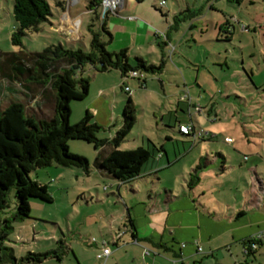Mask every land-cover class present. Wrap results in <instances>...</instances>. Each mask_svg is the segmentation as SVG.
Listing matches in <instances>:
<instances>
[{
	"label": "rangeland",
	"instance_id": "rangeland-1",
	"mask_svg": "<svg viewBox=\"0 0 264 264\" xmlns=\"http://www.w3.org/2000/svg\"><path fill=\"white\" fill-rule=\"evenodd\" d=\"M46 1L52 13L49 23H42L38 32L27 31L21 39L22 47H18L10 42L15 30L12 0H0V53L19 50L40 52L58 43L68 48L88 49L90 35L87 25L91 16L85 9L88 0ZM160 1L121 0L122 14L131 15L133 19L109 15L105 25L114 37L113 42L106 45L108 52L128 48L131 63L135 56L156 66L164 58L162 71L144 73L147 86L143 88L136 79L123 80L116 70L97 72L91 65L84 67L77 72V78L88 79V94L84 100L70 103L68 124L76 125L87 111L92 115L91 122L100 127L96 137L100 140L113 138L120 126L127 99L122 89L125 83L131 90L130 98L136 114L126 142L118 149L142 147L150 150L151 142L157 148L162 144L171 145L165 140L166 134L173 135L167 126L178 131V125L174 121L169 123L168 117L176 113L179 102L188 104L182 98L186 85L190 88L192 106L189 104L188 113L180 118L191 121L196 131L201 132V139L216 136L212 142L198 146H207L211 154L215 150L230 154L228 165L249 166L255 160L264 170V54L260 49L264 45V38L260 37L264 33V0H165L162 8L158 5ZM99 3L102 6L103 0ZM211 5L213 8L210 10ZM66 8L70 15L60 18ZM187 10L194 14L199 12L188 18ZM224 20L236 28L230 42L217 41L212 30L213 23ZM190 23L195 24L193 29H189ZM165 32L170 34L174 51L169 45H163L167 40ZM75 37H79V41L70 45L68 39ZM7 102L8 98L0 97V108H4ZM25 102L27 113L37 111L34 102ZM226 136L233 140L232 144L224 142ZM67 146L70 154L87 160L88 172L55 163L31 171L29 178L47 187L52 202L31 200L29 217L12 223L13 229L5 246L13 249L15 258L28 252L61 251V260L49 256L39 264H104L105 261L96 258L103 247L102 238H109L110 233L117 230L123 231L124 203L129 206L128 202L136 204L146 200L148 190L139 184V193L132 197H128L123 189L118 194L116 181L101 176L94 167L95 150L92 145L71 140ZM201 150L200 154L198 150L194 151L161 173L163 179L174 181L172 185L166 181L165 190L192 191L203 202H209L212 195L213 207L216 208L215 202L220 200L231 205L241 201L237 193L228 191L227 186H215L225 182V178L214 179L210 173L202 177L196 170L199 164L204 167L212 160ZM215 162L219 171L224 166L223 161L219 158ZM242 175L235 170L228 177L236 181L241 180ZM240 182L242 190H245V183L243 180ZM14 204L11 191L8 208L0 212L1 219L11 217ZM253 222H262L259 229L245 226V235L239 232L237 236L253 238L257 230L264 231V218L253 217ZM106 247L110 253L113 252L111 242ZM255 257L253 264H264V241Z\"/></svg>",
	"mask_w": 264,
	"mask_h": 264
},
{
	"label": "trees",
	"instance_id": "trees-1",
	"mask_svg": "<svg viewBox=\"0 0 264 264\" xmlns=\"http://www.w3.org/2000/svg\"><path fill=\"white\" fill-rule=\"evenodd\" d=\"M87 4L85 9L91 14L87 25L90 35L87 50L68 48L58 43L40 52L19 50L0 53V97L8 98L6 106L0 108V212L8 208L11 191L15 198L11 217L0 218V264H39L49 256L61 260L59 250L28 252L23 257L15 258L13 249L6 247L5 243L12 232V223L29 217L31 200L52 202L47 187L29 178L31 171L55 163L88 172L87 160L68 152V141L78 140L92 145L95 150L93 164L99 174L124 184L141 175L143 167L157 150L152 143L150 150L142 147L123 151L118 149L126 142L136 114L130 94L124 90L125 83L122 89L127 99L120 126L113 138L100 140L96 137L100 127L91 122L92 115L87 111L76 125L68 124L70 103L84 100L88 94V79L77 78V72L84 67L91 65L97 72L116 70L123 80L130 79L129 73L132 71L143 75L156 74L164 68V58L156 66L140 57H133L131 63L128 48L108 52L106 45L112 43L113 35L108 31L105 20L114 14L103 12L99 0H88ZM51 16L46 0H12L15 30L10 36L11 44L22 47L21 39L27 31L38 32L40 25L49 23ZM231 31L228 28L227 34H231ZM137 81L140 86L145 83V80ZM25 101L34 102L37 111L27 113ZM44 108L47 112L43 111ZM186 123H177L178 133L190 137L193 144L197 141L193 134L179 132V125ZM192 132H196L194 124ZM132 236L135 240V236ZM262 239H245V253H255ZM252 245L255 248H251Z\"/></svg>",
	"mask_w": 264,
	"mask_h": 264
},
{
	"label": "crops",
	"instance_id": "crops-1",
	"mask_svg": "<svg viewBox=\"0 0 264 264\" xmlns=\"http://www.w3.org/2000/svg\"><path fill=\"white\" fill-rule=\"evenodd\" d=\"M250 3L253 2L250 1ZM67 8L60 18H64L67 14L70 15ZM212 8L213 5L210 6V10ZM122 12L123 9L117 15ZM198 12H195V14ZM187 14L186 17L188 18L195 15L193 12ZM120 16L131 17V15L123 14ZM194 27L195 24L190 23L189 29ZM228 28L232 30L231 34H227ZM212 30L216 35L215 39L219 42L226 38L229 41L225 42H230L236 33V28L229 26L227 20L213 23ZM155 33L156 31H154ZM222 33L225 34L224 37L221 36ZM164 35L167 40L163 45L171 47L173 42L169 36L170 34L165 32ZM260 37L261 39L264 38L263 32ZM78 39L79 37L71 38L68 39V42L74 43ZM260 49L264 54V45ZM185 79L189 80V78ZM196 81L197 79L195 84ZM146 86V83L142 85L143 88H146ZM186 91L190 93V88L184 85L182 95ZM187 109L188 104L183 105L179 102L176 113L168 117V122L174 121L176 124L186 122L180 116L185 115ZM167 127L172 130L173 135L166 134L165 140L170 142L171 145L162 144L160 148H157L151 142L157 150L154 151L152 158L143 167L141 175L125 184L116 181L118 194L123 189L128 197H132L139 193L137 185L141 184L147 187L148 198L140 200L141 202L136 204L128 202L129 206L124 203L125 214L122 218L125 221V228L121 232L117 230L110 233V239L102 236V246H104V243L108 245L111 242L112 247H114L113 252L111 251L104 264H253L256 261V253L263 245L264 238L255 253H245L243 241L247 238L241 239V237L246 236L237 235L239 232H241V235H245L246 232L243 229L245 226L259 229L262 223L253 222V217L264 218V170L259 167V163L255 160L253 161L254 164L249 166H243L242 164L239 166L228 165V159L231 158L230 154H224L222 150H215L216 152L211 154L212 152L208 153L207 146H198L200 143L212 142L216 139V136L209 139H199L192 144L190 137L180 135L174 127ZM225 138L230 137L226 136ZM232 143L233 140L227 144ZM201 148L212 160L204 167L199 164L196 170L200 171L202 177L210 173V175L215 176L214 179L225 178V182H219L215 186H227L228 191L237 193L241 201L237 200L236 204L231 205L220 200L215 202L218 205L216 208L213 207L212 195L209 202H203L192 191L165 190L164 183L167 181L172 185L174 181L163 179L161 173L169 170L194 151L198 150L200 154L202 152ZM243 157L245 159V156ZM219 158L222 159L224 166H221L217 171L215 160ZM199 159L205 160L203 157ZM235 170H238L240 174H244L241 180L246 185L245 190H242L241 180L233 181L229 179L228 174ZM203 193L202 195H204ZM137 207L138 209L135 210ZM129 222L132 226H129ZM260 232L264 233L263 230H257L256 234ZM132 235L135 236V240H133ZM195 241L201 247V252L197 251ZM146 250L149 251L148 254H144Z\"/></svg>",
	"mask_w": 264,
	"mask_h": 264
},
{
	"label": "built area",
	"instance_id": "built-area-1",
	"mask_svg": "<svg viewBox=\"0 0 264 264\" xmlns=\"http://www.w3.org/2000/svg\"><path fill=\"white\" fill-rule=\"evenodd\" d=\"M77 1V0H76ZM120 2L121 0H103V5L101 6L102 9H103V12H109L111 14H114V15H117V11L120 12ZM159 7L162 8L163 6H165V0H161L159 2ZM129 19H132V17H129ZM171 49L172 51H174V47L171 46ZM171 51V53H172ZM129 77L130 79H136V80H139V81H144V75L142 73H139V72H136V71H132L131 73H129ZM124 90L126 92H128L130 94L131 90L128 86H126L124 88ZM183 99L187 100L188 101V106H190V97H189V93L186 91L182 97ZM190 104V105H189ZM193 131V123L190 121V122H187L186 124H182V125H179V132H181L182 134H193V137L195 140H199L202 138V134L200 131H196V132H192ZM225 141L227 143H230L231 142V139L230 138H225ZM264 233L260 232V233H257L255 236H254V240H259V239H262L264 236H263ZM195 246H196V249L197 251L201 252V247L199 246V244L195 241L194 242ZM184 246V245H182ZM251 248H255L254 245L251 246ZM149 251L146 250L144 252V254H148ZM110 255V250L109 248L106 247V244L104 243V246L101 248V251L100 253L97 255V259L99 261H105L107 259V257Z\"/></svg>",
	"mask_w": 264,
	"mask_h": 264
}]
</instances>
